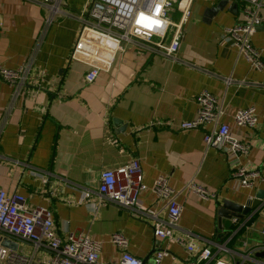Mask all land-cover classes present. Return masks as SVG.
Instances as JSON below:
<instances>
[{
  "label": "crops",
  "instance_id": "1",
  "mask_svg": "<svg viewBox=\"0 0 264 264\" xmlns=\"http://www.w3.org/2000/svg\"><path fill=\"white\" fill-rule=\"evenodd\" d=\"M42 1L0 0V67H28L20 86L0 77V190L51 210L61 237L89 234L101 243L103 262L119 259L110 236L120 233L128 252L144 264H154L161 249L169 255L159 264H264L260 210L219 221L216 213L217 203L255 199L264 182L239 187L232 176L235 158L205 148L208 126L178 127L195 119L197 96L210 93L224 108L221 121L232 135L251 145L235 162L264 177V71L252 70L237 48L223 41L224 29L240 22L244 1L193 0L176 61L128 46L89 85L84 83L88 67L70 56L79 30L74 16L91 0H61L50 22ZM260 14L264 18V7ZM251 42L264 60V23ZM249 108L257 126L237 128L234 113ZM132 158H138L146 186L142 205L164 216L152 188L159 176H167L182 207L176 233L198 248L209 247V263L155 239L149 220L112 205L96 207L100 173ZM191 181L216 199L204 201L184 190ZM84 192L90 193L85 202Z\"/></svg>",
  "mask_w": 264,
  "mask_h": 264
},
{
  "label": "built area",
  "instance_id": "2",
  "mask_svg": "<svg viewBox=\"0 0 264 264\" xmlns=\"http://www.w3.org/2000/svg\"><path fill=\"white\" fill-rule=\"evenodd\" d=\"M241 20L238 24L224 29L223 41L231 44L244 57L249 67L264 71L262 51L251 42L257 28L264 23L260 12L264 0H243ZM61 0H43L41 5L48 10L50 22L53 15L60 12ZM193 0H92L75 15L79 22L70 60L88 67L84 76L86 85L94 83L102 70H107L115 56L128 46L176 61L184 25L188 22ZM28 67L23 65L12 71L0 67V77L10 86H20L26 79ZM227 79L226 82H229ZM196 102L198 110L195 119L179 124L180 130L210 129L204 131L203 143L206 149L222 151L232 160V176L241 188H251L256 181L264 182V177L238 165L240 156H247L251 145L234 137L229 126L221 121L224 108L208 92H201ZM237 128L252 130L257 126V116L252 108L237 110L233 115ZM158 127L165 123L155 124ZM146 190L142 180L140 162L132 158L118 167L103 170L95 191L96 207L112 205L124 209L139 220H149L153 237L168 245H178L195 257L197 262L209 263L212 251L209 247L198 248L192 239L177 234L182 207L177 202L178 193L169 185L167 176H159L152 193L158 203L163 204L164 216L151 207L142 205L140 195ZM184 190L201 200L216 199L193 181ZM90 198L84 192L83 202ZM264 236V229L261 230ZM9 240L17 244L16 250L4 247ZM110 243L119 252L115 262L100 259L101 243L89 234L68 233L59 236L51 210L29 206L26 198L17 193L0 190V264H141L128 252L129 242L120 233L110 236ZM22 245L28 248L22 249ZM169 254L161 249L154 255V264H159ZM213 264H229L215 260Z\"/></svg>",
  "mask_w": 264,
  "mask_h": 264
},
{
  "label": "water",
  "instance_id": "3",
  "mask_svg": "<svg viewBox=\"0 0 264 264\" xmlns=\"http://www.w3.org/2000/svg\"><path fill=\"white\" fill-rule=\"evenodd\" d=\"M217 207L216 213L218 221L221 218L241 219L243 216L248 215L252 209L260 210V216L264 217V192L258 193L255 199L248 200L244 205H239L231 201H223L219 204L217 203ZM2 245L12 250H16L17 248V244L9 240H5ZM153 253H155V250ZM141 264H144V261H141Z\"/></svg>",
  "mask_w": 264,
  "mask_h": 264
},
{
  "label": "rangeland",
  "instance_id": "4",
  "mask_svg": "<svg viewBox=\"0 0 264 264\" xmlns=\"http://www.w3.org/2000/svg\"><path fill=\"white\" fill-rule=\"evenodd\" d=\"M92 1V0H91Z\"/></svg>",
  "mask_w": 264,
  "mask_h": 264
}]
</instances>
